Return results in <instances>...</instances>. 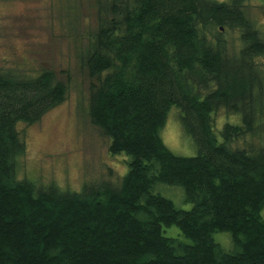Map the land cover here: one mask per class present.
<instances>
[{"label":"trees","instance_id":"1","mask_svg":"<svg viewBox=\"0 0 264 264\" xmlns=\"http://www.w3.org/2000/svg\"><path fill=\"white\" fill-rule=\"evenodd\" d=\"M247 1L94 0L79 61L91 124L110 155L130 158L115 182L69 192L18 180L17 125L39 122L69 85L52 70L0 72V264H264V32ZM227 30L238 33L235 51ZM173 107L193 157L162 142ZM221 110L235 123L217 132ZM158 184L181 187L191 208L155 193ZM170 226L181 239L162 235Z\"/></svg>","mask_w":264,"mask_h":264},{"label":"rangeland","instance_id":"2","mask_svg":"<svg viewBox=\"0 0 264 264\" xmlns=\"http://www.w3.org/2000/svg\"><path fill=\"white\" fill-rule=\"evenodd\" d=\"M245 11L264 32V0L247 1ZM94 27V0H0V72L33 77L44 69L52 70L69 85L65 102L32 126L17 125L25 143L24 154L15 159L18 180L52 183L62 191L79 192L86 183L102 179L115 182L127 172L130 158L110 155L109 141L87 115L89 80L79 57ZM237 36L236 30L223 33L231 51L238 48ZM177 115L178 109L171 108L160 137L173 154L193 157L197 147L183 132ZM214 120L218 132L224 123H235V116L221 110ZM154 191L179 209L191 208L183 200L181 187L158 184ZM162 235L182 238L176 226L163 227ZM213 238L222 248L231 249L229 233L218 232Z\"/></svg>","mask_w":264,"mask_h":264}]
</instances>
